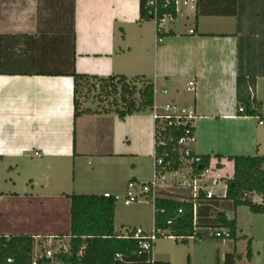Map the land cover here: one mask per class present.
I'll return each instance as SVG.
<instances>
[{
    "label": "crops",
    "instance_id": "1",
    "mask_svg": "<svg viewBox=\"0 0 264 264\" xmlns=\"http://www.w3.org/2000/svg\"><path fill=\"white\" fill-rule=\"evenodd\" d=\"M198 1L206 11L226 8L224 0ZM171 23L159 42L157 24L141 16V0H0L4 57L74 60L79 75L151 81L155 107L173 104L195 115L194 153L223 157L232 176L229 157H264V127L238 114L236 98L237 78H254L264 108V0H237L236 16L199 17L184 0ZM74 90L68 76L0 75V236L69 243L71 212L69 234L42 225L54 217L56 201L152 181L153 111L121 119L92 103L75 119ZM227 216L236 219L240 240L236 213ZM229 254L240 256L236 264L253 259L236 245ZM153 260L162 261L154 251Z\"/></svg>",
    "mask_w": 264,
    "mask_h": 264
},
{
    "label": "trees",
    "instance_id": "2",
    "mask_svg": "<svg viewBox=\"0 0 264 264\" xmlns=\"http://www.w3.org/2000/svg\"><path fill=\"white\" fill-rule=\"evenodd\" d=\"M224 10H203L197 0L196 14L199 16H236L237 0H224ZM171 13L176 16L174 10H162L161 14ZM141 16L148 19V10L145 9V0H141ZM165 32L158 30V40L162 42ZM6 38L0 36V75H41V76H68L72 77L75 84L74 104L75 119L83 113L91 110L81 109L79 96L84 89V83L95 80L101 84H109L118 92L122 107H117L115 112L121 119L134 114L153 111L155 102V87L151 81L141 77L129 80L123 76H115L108 79L90 78L77 74L74 60L72 62L49 63L39 61L34 56L19 58V61L3 56L6 51ZM19 42L18 37H14ZM13 60V61H12ZM141 85L142 88H139ZM108 86V87H109ZM118 86V87H117ZM254 78L238 77L236 83L237 108L243 107L244 114L240 116L256 117L262 108L255 98H252L250 87L255 89ZM194 131V130H193ZM185 128H168L163 134L162 140L165 146L157 147L156 156L163 157L168 169H178L182 166L179 155L174 151L179 139L184 135ZM173 139V140H170ZM210 156H203L204 165L208 166ZM216 160L222 161L223 157L216 156ZM234 164V177L229 181L227 197L201 202L198 209L196 227L193 223L192 202H183L178 197H160L156 202L154 226L157 230H170L173 236L183 238L187 243L189 238L204 239L203 230L228 229L231 232L230 240L238 241V227L236 219L229 220L227 211H236L240 207L249 208L253 214H264L261 205L254 204L250 196L257 194L264 197V157L234 156L227 159ZM201 166V165H200ZM200 166L197 170H200ZM221 167V166H219ZM71 201V234L67 253H58L52 260L42 259L39 264H169L163 261L150 262L151 256L142 253L138 243L131 239L120 238L121 234L115 230L116 200L96 195H72ZM164 209L165 214L160 215L158 210ZM181 215H178L179 211ZM173 219L172 226H168ZM197 228V232H195ZM214 238V237H213ZM224 240V239H220ZM35 239L32 236H0V264H33ZM122 256V260L117 256ZM247 259L253 257L252 242L247 248ZM240 256L229 254L225 257V264H236ZM190 264V263H189Z\"/></svg>",
    "mask_w": 264,
    "mask_h": 264
},
{
    "label": "built area",
    "instance_id": "3",
    "mask_svg": "<svg viewBox=\"0 0 264 264\" xmlns=\"http://www.w3.org/2000/svg\"><path fill=\"white\" fill-rule=\"evenodd\" d=\"M184 0H145V9L148 10V18L157 24V31H164L165 25L168 21L173 22L177 15L181 12L182 2ZM190 4L193 10H196L197 0H185ZM174 10L176 16L171 13L161 14L162 10ZM190 87H194V83L189 84ZM252 98H255V91L253 87H250ZM260 114L256 116L258 125L264 127V108L259 109ZM243 107L238 108V114H244ZM153 117L155 120V136L157 139V147L165 146V141L162 140L163 134L168 128L184 127V135L179 139L175 152L179 155L182 166L178 169H168L165 166L164 158L155 155L154 177L149 183H142L137 181H130L127 185L126 195L123 198L115 197L110 194H105L106 198H113L117 201H122L126 207L132 206L142 201H151L155 210L156 202L160 197L175 198L183 202H192L193 208V223L196 227L198 220V209L201 206V202L210 201L214 199H224L227 197V191L229 188V181L234 177L228 176L224 173L225 165L223 162L211 158L208 166L204 165L202 156H198L194 153V126L193 121L195 115L193 113L181 112L179 108L173 104H166L161 109L154 106ZM173 140V139H170ZM39 156V154H36ZM201 165V166H200ZM200 166V170L197 168ZM221 166V167H219ZM224 186L223 194H216L214 187ZM254 198H258L259 201H255ZM250 199L254 204L261 205L264 208V197L254 194L250 196ZM160 215L165 214L164 209L158 210ZM182 211L178 212L181 215ZM227 216V215H226ZM229 219V217L227 216ZM173 219L169 220L167 225L172 226ZM197 232V228H195ZM212 237L215 239H230L231 232L228 229H215L211 230ZM120 238L131 239L138 243L142 253H147L151 256L150 262L153 263V250L155 243L160 238L183 240V238H177L172 235L170 230H157L154 229L147 231L143 228H134L128 231L127 234H121ZM191 237L190 239H194ZM62 241H51L48 247H44L40 250V244L35 243L33 264H39L40 260L47 259L52 260L58 253H67L69 250L68 244H62ZM117 259L122 260V256L118 255ZM8 263H13L12 259L8 260Z\"/></svg>",
    "mask_w": 264,
    "mask_h": 264
},
{
    "label": "rangeland",
    "instance_id": "4",
    "mask_svg": "<svg viewBox=\"0 0 264 264\" xmlns=\"http://www.w3.org/2000/svg\"><path fill=\"white\" fill-rule=\"evenodd\" d=\"M170 21L167 25H170ZM172 24V23H171ZM109 84H101L95 80H89L84 83V89L79 96L81 106L88 104L99 105L97 108L102 110L115 111L116 108L122 107L118 92L114 91L113 87H108ZM142 88L141 85H138ZM131 162H127L130 167ZM226 173L231 177L233 167L227 165ZM114 189V187H112ZM214 192L220 194L224 190V186L214 187ZM126 187L117 185L112 192L113 196L123 198L126 195ZM223 194V193H222ZM257 202L258 198H254ZM58 202V208L55 211L54 217L43 222L42 225L53 227L60 233H70V201L64 199ZM60 204V205H59ZM231 217H238V222L243 231L240 233V240L224 239L219 240L212 237L211 231H203L204 239L194 238L183 243L181 240L160 238L154 246V258L162 261L170 260L172 264H225L226 254L231 253L235 245L238 253L247 254V247L252 241L253 259L248 264H264V214H253L247 207H240L237 212L228 210ZM3 222H0V225ZM115 228L119 234H127L129 230L134 228H143L145 230L154 229V206L151 201H142L141 203L133 204L126 207L122 201L116 202V217ZM61 241V240H60ZM64 241V240H63ZM41 243L40 250L48 247L50 242ZM66 242V243H65ZM62 244H68L67 240ZM239 264H244L239 262Z\"/></svg>",
    "mask_w": 264,
    "mask_h": 264
},
{
    "label": "water",
    "instance_id": "5",
    "mask_svg": "<svg viewBox=\"0 0 264 264\" xmlns=\"http://www.w3.org/2000/svg\"><path fill=\"white\" fill-rule=\"evenodd\" d=\"M150 20H152V18Z\"/></svg>",
    "mask_w": 264,
    "mask_h": 264
}]
</instances>
